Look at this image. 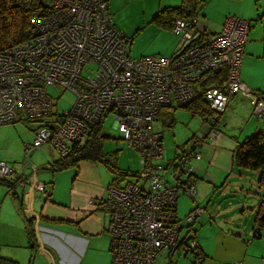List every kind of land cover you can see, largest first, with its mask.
<instances>
[{"label":"built area","instance_id":"2783aa9c","mask_svg":"<svg viewBox=\"0 0 264 264\" xmlns=\"http://www.w3.org/2000/svg\"><path fill=\"white\" fill-rule=\"evenodd\" d=\"M196 17L172 19L177 46L169 56L132 58L126 54V39L112 25L106 0H51L48 15L29 20L26 40L0 50V125L48 120L36 125L24 144L21 170L0 161V184L30 185L23 172L34 171L29 160L33 149L48 146L63 157L70 145L85 142L89 129L106 113L114 115L121 139L138 153L136 174L145 184L110 183L100 200L108 214L109 264H155L163 250L180 244L175 198L178 190L195 198L191 172L200 154H179L170 165L162 160L161 133L151 127L161 109L189 105L195 100L196 81L220 73L221 83L211 82L202 90L213 116L208 121L237 92L249 99L252 115L264 120V99L245 90L239 79L249 21L227 15L219 31L208 34L198 28ZM47 87L58 95L69 90L73 102L57 113ZM205 127V136L217 133L208 122ZM168 168L169 180L164 174ZM34 185L46 199L49 188ZM198 211L195 205L184 222H193ZM184 241L183 253L194 250L192 239Z\"/></svg>","mask_w":264,"mask_h":264},{"label":"crops","instance_id":"0c3cea01","mask_svg":"<svg viewBox=\"0 0 264 264\" xmlns=\"http://www.w3.org/2000/svg\"><path fill=\"white\" fill-rule=\"evenodd\" d=\"M232 2L234 9L223 10L214 16L209 13L206 14L201 7L198 28L208 34H214L219 31L220 25L227 15H235L248 21H254L247 32L239 68V79L244 84L245 90L252 93L259 92L264 99V0H234ZM178 4L166 7H174ZM106 5L110 13L108 0H106ZM112 25L117 29L113 20ZM151 27L168 37L169 46L175 43V36L169 27L157 24L156 27L153 25ZM167 52L168 49L162 55L155 56L165 57ZM126 54L129 56L128 44H126ZM258 63L260 69L255 72V66ZM244 101L250 110L249 99L239 92L235 93L227 100L223 114L226 111H239L240 104ZM165 110L173 111L168 108ZM162 112L161 109L156 119L159 114V118L163 116ZM170 115L173 118L172 113ZM222 115L218 126L219 132L207 136L198 147L200 159L194 163L195 197L198 201L207 200L206 208L203 207L201 215L218 216L220 217L218 218L219 221H224V223L225 221L237 223V216L243 210L238 211L237 206L230 199L233 192L228 189L227 180L229 178L234 179L232 177L234 175L241 176V170L235 169L232 165V150L239 141L235 137L224 135L220 130V127L224 126L226 122L224 121L225 116ZM26 125L28 133L24 131L22 139L28 140L36 125ZM19 147L16 149V154L19 153ZM45 147L52 150L48 146ZM70 168L72 171L67 170L64 173L60 194H58L55 186L57 180H51L54 173L51 172L49 176H44L45 171L40 170L39 172L38 169L34 170L35 173L30 176L25 174V171L23 172L28 177L30 185L22 187L17 185L15 187L20 193L19 200L13 199L11 191H8L4 185L0 187V246L3 247L0 252L5 251L4 254L0 253L1 257L5 255L6 258L13 259L18 264H109L107 250L109 240L107 232L108 214L103 205H91L88 201L105 198L107 185L111 183V175L105 166L101 167L98 163L79 161ZM13 169L19 171L21 166L18 169ZM167 174L170 176L169 172H166L165 178L169 180ZM250 174L257 175V172L252 171ZM258 180L256 181L257 185L261 186L264 183V178L260 180V183ZM37 182L44 186H46L45 184L49 185V193L46 199L39 196L34 185ZM253 194L256 195V193ZM254 202L255 198H253L252 203ZM246 203L248 202L246 201ZM262 205L263 200L258 204L259 209L255 213V220L252 225L249 223L244 227L243 225L238 226L236 233L219 229L221 235H226L227 238L232 239H230L232 243L226 250L231 255L232 264H261L260 258L264 253V218L260 222L258 216L260 212L264 214ZM4 206L9 215L2 219L1 213ZM248 209L252 214L254 206H249ZM25 219L32 220L35 245L31 249L27 247L23 228ZM221 226L225 227L223 222ZM212 227L214 232H217L216 226ZM256 227H258V235L254 236L253 230ZM203 228H206V225L199 229L198 227L195 228V240L199 252L206 258L207 255L196 239V230L197 235L200 236ZM248 237L252 239L247 241ZM175 251H179V248ZM173 253L174 251L163 250L157 256L155 264H170V256Z\"/></svg>","mask_w":264,"mask_h":264},{"label":"rangeland","instance_id":"374dc122","mask_svg":"<svg viewBox=\"0 0 264 264\" xmlns=\"http://www.w3.org/2000/svg\"><path fill=\"white\" fill-rule=\"evenodd\" d=\"M44 1L49 2V0ZM232 1L234 0H200L199 3H201V6L198 10H196V18L198 22L199 18H201V14H199L201 7L206 14L209 13L210 15L214 16L223 10L234 9L235 7ZM178 3H180V0H108L109 11L113 17V24L126 39L129 49V56L132 58H139L140 56L162 55L166 49H168L166 56H169L175 50L177 46V37L175 36V43L172 46H169L168 37L163 35L162 32L160 33L151 27V25L156 27V24L152 22L151 19L153 14L158 10L168 8L166 6H172ZM249 24H254V21H250ZM258 69H260L259 63L255 66V72H257ZM88 72L89 69L86 71L84 70L82 75L86 76ZM46 90L47 93L52 97V110H56L57 113L67 109L73 102V95L69 90L62 91L60 95L57 94L56 89L51 87H47ZM168 109H172L173 111H167L165 108H163V112L161 113L163 116L159 118L160 114L158 115V118L152 124V129L162 132L161 145L164 148L162 160L168 162L170 165L173 162L175 153L180 151L179 148L182 147L185 149L189 146V140L193 134L195 136H200L202 134L203 124L199 115H190L189 112L183 107H174ZM249 111L250 110L246 101L240 104L239 111H226L225 114L222 115L225 116L224 121H226L225 125L220 127L222 133L226 136L235 137L238 141H241L244 137L252 134L253 132L260 131L264 134V123L255 120L254 115H250ZM231 112L235 113L232 114ZM168 113H172L173 116L170 127L163 125V122L167 120ZM32 124L33 123H28V125ZM27 128L28 127L24 122L0 125V161L5 162L10 166L12 165V167L15 169H18L21 166L23 146L24 144L30 142L31 139V136L28 140L22 139L24 136L23 132L25 131L28 133ZM101 128L102 133L104 134L101 144L102 151L110 155L111 160L114 159L113 162L117 170L126 173L133 172V175L131 176L110 174L111 184L118 187L126 183H133L137 185L145 184L142 180L137 178L136 174L139 170L138 153L131 147H128L126 142L121 139L116 128L114 115L112 113H106L103 115L101 119ZM18 146H20L19 153L16 154L15 152ZM30 154L32 169L35 171L38 169L39 172L40 170H44V176H49L51 174V172L46 169L47 164L58 159L59 157L57 153H55L53 150H49L45 146L33 149ZM98 164L101 167L104 166L101 162ZM67 170L72 171L70 167H67L60 171L53 172L54 174L51 180H57V184L55 186L57 187L58 194H60L62 191V181L64 178V173ZM168 170L169 168L165 169L164 174L168 172ZM240 170L241 176L234 175L232 176L234 179L229 178L227 180L228 189L233 192L230 199L233 200V203L237 206L238 211L241 209L243 210V212L241 211L237 216V223H229L228 221H225L224 223V221H219L218 218L220 217L218 216L209 217L208 214L201 215L203 207L206 208L207 200L198 201L196 197L195 199H191L186 194H183L180 190L177 191L175 200V215L179 220L178 223L182 225L184 224L185 216L189 214V211H191L196 204L197 207H201V213L195 217V221L192 223V226L194 229H197V227L199 229L206 225V228L202 229L200 236L197 235L196 230V239L200 242L203 252L207 255V257L204 258L202 264H232L233 262L230 260L231 255L226 252L228 246L232 243V239L227 238L226 235H221L219 229H226L228 232L236 233V227L241 225L244 227L249 223L252 225L253 221L255 220V213L259 209L258 204H260L262 200V207L264 209V183L261 186L257 185L256 181L258 179V173L256 175L250 174L252 171L242 169ZM35 171L33 172L27 169L25 170V174L30 176L34 174ZM168 177L171 179L169 175ZM45 185L46 188H49L48 184ZM1 186L2 185L0 184V187ZM253 193H256V195ZM253 198H255L254 203H252ZM246 201L248 203H246ZM218 203H220V201H218ZM249 206H254V211L252 214L248 209ZM5 208L6 207L4 206L2 209V219L9 215L8 211H5ZM263 218L264 214L260 212V215L258 216L259 221L262 222ZM222 222L225 227L221 226ZM212 226H216L217 232H214ZM184 231L185 230L181 231V235L184 233ZM250 239L252 238L248 237L247 241ZM1 250H3V247L0 246V251ZM3 252L0 253L4 254ZM1 254L0 256H2ZM3 257H5V255H3ZM196 262L197 260L195 261L192 252L188 251L184 254L181 250H179L174 251V253L170 256L169 263L196 264Z\"/></svg>","mask_w":264,"mask_h":264},{"label":"trees","instance_id":"16d2710c","mask_svg":"<svg viewBox=\"0 0 264 264\" xmlns=\"http://www.w3.org/2000/svg\"><path fill=\"white\" fill-rule=\"evenodd\" d=\"M49 2L44 0H0V50L6 49L14 44H17L21 41H24L29 36V20L35 16H46L49 13ZM200 0H181L179 5L174 7L164 8L162 10H158L156 14L152 17V22L159 26L169 27L171 30L172 19L174 17L181 18H194L196 17V10L200 8L199 3ZM222 74H206L202 76L196 83L194 87H197L195 90V100L191 102L189 105L184 106L190 115H199L201 117V121L203 124V132L202 136H195L194 134L190 138V144L187 148L183 149L179 148L180 151L175 153L173 158L174 160L179 156V154H185L190 151H198V147L203 142V140L207 137L206 134V122L209 123L210 129H214L219 132V123L220 117L224 111H222L216 118H212L211 121H208V116H212V112L209 111L205 101L202 98V90L207 86V84L213 82L218 84L222 81ZM257 96H263L259 92L254 93ZM173 108V107H171ZM250 115H252V111L250 109ZM170 113L167 114V120L163 122V125L170 127L172 124V118L170 117ZM102 119V118H101ZM101 119L97 121L88 131L85 142L82 145L72 144L70 145L69 152L67 155L63 157H58V159L50 162L46 169L50 172L60 171L64 168L75 166L79 161H86L91 163H99L101 162L106 169L112 175H133V172H123L117 170L114 165L113 160L110 159V155L104 153L102 151V140L104 138V134L102 133L101 128ZM156 119V118H155ZM154 119V120H155ZM154 120L151 123L154 122ZM257 121H261L255 118ZM24 123H33L37 126L47 124L48 120L40 117L37 119H31L29 121H23ZM261 122L264 123V120ZM159 132L158 130H154ZM161 140H162V132ZM164 151V148H163ZM200 154V152H199ZM200 159V158H199ZM198 159V160H199ZM196 160V161H198ZM193 162V171L192 182L194 183V163ZM232 165L235 169L256 171L259 176V183L262 178H264V134L260 131L253 132L252 134L244 137L241 141L237 142L234 149L232 150ZM110 184V183H109ZM8 191H11V197L15 200L20 199V193L16 190L15 187L6 185V183H2ZM195 189V186H194ZM195 199V198H193ZM176 200V198H175ZM101 204L100 200L92 199V205ZM176 205V203H175ZM193 210V209H192ZM191 210V211H192ZM189 211V213L191 212ZM174 218L178 223L179 220L175 215V206H174ZM24 230L25 236L27 239V247L31 249L35 245L34 232L32 228V220L25 219L24 220ZM193 222L185 223L182 225L178 223L180 226L179 234L181 236L180 244L176 246L171 252L175 251L177 248L180 250V245L182 242L186 244L184 241L186 238L192 239L195 242L194 250H189L194 255L196 264H200L204 259V256L199 252L197 242L195 240V229L192 226ZM184 233L181 235V231ZM253 235H258V227L254 228ZM188 252V251H187ZM185 254V253H184ZM0 264H18L17 261L1 257L0 256Z\"/></svg>","mask_w":264,"mask_h":264},{"label":"water","instance_id":"95a60500","mask_svg":"<svg viewBox=\"0 0 264 264\" xmlns=\"http://www.w3.org/2000/svg\"><path fill=\"white\" fill-rule=\"evenodd\" d=\"M17 185H14L13 187H16ZM21 187V186H20ZM196 208H197V204H196ZM198 215H200V213H201V207H198Z\"/></svg>","mask_w":264,"mask_h":264}]
</instances>
